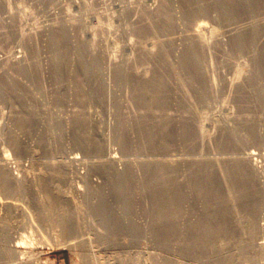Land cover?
I'll return each instance as SVG.
<instances>
[{
  "label": "rangeland",
  "instance_id": "1",
  "mask_svg": "<svg viewBox=\"0 0 264 264\" xmlns=\"http://www.w3.org/2000/svg\"><path fill=\"white\" fill-rule=\"evenodd\" d=\"M220 2L0 0V264H264V4L226 17ZM253 29L256 48L238 40ZM150 81L165 84L155 103L139 93ZM166 120L153 146L145 134ZM161 162L153 179L145 167ZM198 170L210 171L202 192ZM128 172L121 208L113 185ZM209 228L219 234L189 241Z\"/></svg>",
  "mask_w": 264,
  "mask_h": 264
},
{
  "label": "bare ground",
  "instance_id": "2",
  "mask_svg": "<svg viewBox=\"0 0 264 264\" xmlns=\"http://www.w3.org/2000/svg\"><path fill=\"white\" fill-rule=\"evenodd\" d=\"M189 2H190V0H189ZM194 2V1H193ZM236 4H240V5H237V6H241V8L242 9H244V10H246V11H251L252 13L254 12L255 13V11H259L260 9H262L263 8V4H264V0H221V2H220V4L218 5V9H220V11L222 10L223 12H224V14L226 15V17H229L231 14H232V12H234L235 11V9H236V7H234V5H236ZM215 8V7H214ZM232 8H235V9H232ZM240 8V7H239ZM234 10V11H233ZM237 10V9H236ZM244 10H240V11H244ZM262 12H264V9L263 10H261ZM203 12V11H202ZM235 12H237V11H235ZM234 12V13H235ZM247 12V13H248ZM198 13V12H197ZM206 13V12H205ZM240 13H242V12H239V14H237V15H240ZM244 13V12H243ZM242 13V14H243ZM253 13V14H254ZM160 14V13H159ZM202 16L204 15L203 13H200ZM253 14H251V15H253ZM264 14V13H263ZM161 15V14H160ZM159 15V16H160ZM193 15V14H192ZM224 15V16H225ZM233 15V17H235L234 16V14H232ZM223 16V17H224ZM161 17V16H160ZM194 17V16H193ZM226 17L224 18L225 20H224V22L227 20L226 19ZM240 17V16H239ZM258 17L259 16H256V18H257V21H259L258 20ZM192 18V17H191ZM204 18V17H203ZM235 19H238V17L237 18H235ZM248 19H250L249 17H248ZM252 19L253 18H251V21H252ZM255 19V18H254ZM253 19V20H254ZM206 20V19H205ZM209 20V19H208ZM234 20V19H233ZM239 20V19H238ZM246 20V19H245ZM256 20V19H255ZM254 20V21H255ZM262 20V19H261ZM228 21H230V20H228ZM232 21V20H231ZM247 21V20H246ZM249 21V20H248ZM250 21V22H251ZM254 21L252 22V23H254ZM235 22H237V20L235 21ZM240 22H241V20H240ZM243 22L245 23V21L244 20H242V24L241 25H243ZM250 22H248V24H250L251 25V23ZM205 23H207V22H205ZM209 23V22H208ZM225 23H227V21L225 22ZM230 23V22H229ZM228 23V24H229ZM255 23H256V21H255ZM259 22H257V24H258ZM248 24L246 23V25L248 26ZM256 24V25H257ZM245 25V24H244ZM254 24H252L251 26H253ZM256 25H255V28L254 29H257L258 31H259V28H261L260 27V24H259V26L256 28ZM199 26V25H198ZM246 26V27H247ZM251 26H248V27H251ZM241 27V26H240ZM238 29H239V27H238ZM241 29V28H240ZM242 29H244L243 27H242ZM253 29V31H251L250 30V32L251 33H248L247 32V34H249V35H247L246 34V36H245V38H243L244 37V35H243V32H241V35H243V37L241 36L240 38H238V40L239 41H241L242 43H243V45H246V46H253L254 45V43H256V41H255V36L259 33H256V31L257 30H254ZM247 30H249V28L248 29H246V31ZM236 32H237V29L235 30ZM234 31V33H236ZM241 31H243V30H241ZM200 32V31H199ZM260 32H261V29H260ZM201 33V32H200ZM204 33V32H203ZM262 33H263V31H262ZM197 34H198V31H197ZM202 35V34H201ZM238 35V34H237ZM236 35V36H237ZM259 35V34H258ZM263 35V34H262ZM204 36V35H203ZM202 36H200V34H198V38H199V41H200V39H202L201 38ZM238 37V36H237ZM261 37V36H260ZM58 38V37H57ZM205 38V37H204ZM59 39H60V37H59ZM262 39V38H261ZM264 39V38H263ZM54 40H55V38H54ZM58 40V39H57ZM204 40V39H203ZM62 41H64V39L62 40ZM61 41V42H62ZM259 41V40H258ZM60 42V41H59ZM238 42V41H237ZM259 42H261V41H259ZM259 45H260V43H258ZM263 44V43H262ZM256 46V44L254 45V47ZM258 46V45H257ZM264 46V45H263ZM262 47V46H261ZM260 47V48H261ZM248 48V47H247ZM253 48V47H252ZM256 48V47H255ZM65 49V48H64ZM203 51H204V49H203ZM259 51V50H258ZM190 53H189V55L187 56V63H189L190 64V66H193L194 68L193 69H198V67L200 68V61L202 62V60H201V58H200V54H199V52L195 49V47L194 48H191V50L189 51ZM255 53V52H254ZM63 54V53H62ZM203 54V53H202ZM205 56H206V53L204 54ZM58 56V55H57ZM61 56V55H60ZM208 56V55H207ZM261 56H264V54L263 55H261ZM55 57H56V55H55ZM63 57V56H62ZM65 58H66V56H65ZM262 58V57H261ZM63 59H64V57H63ZM205 61V60H204ZM61 62V61H60ZM259 62H260V60H259ZM64 63H65V61H64ZM262 64V63H261ZM264 64V63H263ZM57 66V65H56ZM59 66V65H58ZM90 66V65H89ZM58 68V67H57ZM263 68V67H262ZM62 69V68H61ZM235 69V68H234ZM59 70H60V68H59ZM203 70V69H202ZM197 71V70H196ZM55 72H57V71H55ZM59 72V71H58ZM124 72H125V70H124ZM214 72V71H213ZM29 73H31V72H29ZM195 73V75H196V72H194ZM123 74V73H122ZM202 74V73H201ZM208 74V73H207ZM120 75V74H119ZM194 75V76H195ZM213 75V74H212ZM209 76V75H208ZM128 77V76H127ZM141 78V77H140ZM161 79V78H160ZM241 79V78H240ZM247 79V78H246ZM253 79V78H252ZM137 80V79H136ZM135 80V81H136ZM157 80V79H156ZM159 80V79H158ZM157 80V81H158ZM242 80V79H241ZM87 81H88V79H87ZM139 81V80H138ZM162 81V80H161ZM248 81V80H247ZM251 81V80H250ZM144 82V81H143ZM151 82V81H150ZM252 82V81H251ZM148 83H149V81H148ZM152 83V82H151ZM134 84V83H133ZM240 84V83H239ZM246 84V83H245ZM140 86H138V87H140L139 88V93H141V95L143 96V99H145V100H148L147 102L148 103H152V102H156V101H158V99H160L161 97H160V92H161V90L163 91V89H162V87L165 85H163L162 86V83L160 84V83H157V82H153L151 85L150 84H146V82L145 83H143V84H139ZM247 85H249V84H247ZM240 86V85H239ZM241 87H243V86H241ZM240 87V88H241ZM248 87V86H247ZM165 88V87H164ZM167 89V88H166ZM100 90H101V88H100ZM242 90V89H241ZM245 90V89H244ZM102 91V90H101ZM166 91V90H165ZM136 92V91H135ZM134 92V93H135ZM240 92V91H239ZM82 93V92H81ZM136 96V95H135ZM138 98H139V96H138ZM164 98V97H163ZM162 100V102L164 103V99H161ZM141 102H142V100H141ZM143 103V105H144V102H142ZM159 103H161V102H159ZM167 103V102H166ZM146 104V103H145ZM154 105V104H153ZM163 105V104H162ZM150 106H151V104H150ZM149 106V107H150ZM146 107V106H145ZM151 108V107H150ZM160 108H161V105H160ZM167 115V114H166ZM162 116V115H161ZM161 116H160V118H161ZM162 119H163V117H162ZM144 120V119H143ZM153 120V119H152ZM164 120V119H163ZM169 120V119H168ZM141 121H142V119H141ZM162 121V120H161ZM143 122V121H142ZM155 122H156V120H155ZM158 122H159V120H158ZM163 122V121H162ZM153 123H154V121H153ZM151 124V123H150ZM182 125V124H181ZM173 126V125H172ZM196 126V125H195ZM143 129V128H142ZM167 130H168V125H167V120L161 125V122H160V126H158L157 127V130H155L156 132H154V133H152V132H149L148 131V133L146 132V134L145 135H147L146 136V138H148L149 139V141L153 144V146L154 145H156V144H159V143H161V140H164V138H166V136H167ZM181 131V130H180ZM182 131H183V129H182ZM181 131V132H182ZM189 132V131H188ZM141 134V133H140ZM142 135V134H141ZM171 135V134H170ZM169 135V136H170ZM142 137V136H141ZM189 138V137H188ZM144 141H145V139H144ZM122 142V141H121ZM140 142V141H139ZM144 143V142H143ZM124 144V143H123ZM151 144V145H152ZM141 145H143V144H141ZM125 146V145H124ZM150 146V145H149ZM154 148V147H153ZM91 149H94V151H98L99 150V148H97V146H95V148L94 147H91ZM252 153H253V151H252ZM255 154V153H254ZM262 155V154H261ZM249 157H250V159L252 158L251 157V154H249L248 155ZM263 156H264V153H263ZM74 157H76V156H74ZM78 157H76V158H73V160H75V159H77ZM109 158V157H108ZM111 158V157H110ZM109 158V159H110ZM113 159H114V156L112 157ZM111 158V159H112ZM70 159H72V158H70ZM108 159V160H109ZM249 159V160H250ZM156 161V160H155ZM160 162V161H159ZM158 162V163H159ZM198 162V161H197ZM151 163V162H150ZM155 163V162H154ZM236 163V162H235ZM196 164H198V163H196ZM195 164V165H196ZM166 165L167 164H165V165H163L162 164V162H161V164H155V165H153V166H151V167H149V166H147V167H145V169H146V171H147V173L149 174V175H151V177H153V179H156V178H160V176H162V178L166 175V173L168 172H166V170H168V168L166 167ZM208 165V164H207ZM202 166V165H201ZM206 166V165H205ZM242 166V165H241ZM189 167V166H188ZM236 167V169H234V170H236V172L242 177L243 175L245 176V175H247V173H246V171H244V169L241 167V168H238V166H235ZM194 168V167H193ZM205 168V167H204ZM233 170V171H234ZM193 171V170H192ZM209 171V170H208ZM208 171L206 172V171H204L203 170V172L201 171L200 172V170H198V172H195L193 175V184L192 185H194L195 186V189L196 190H198L199 192H202V191H204V190H206V188L208 187V185H207V181H205L206 179H209L208 178ZM174 172V171H173ZM210 172V171H209ZM119 173V172H118ZM133 173V172H132ZM172 173V172H171ZM178 173V172H177ZM190 173V172H189ZM230 173V172H229ZM129 172L128 173H126V175L125 176H122V175H117L116 176V181H115V185H113L114 186V188L116 189V192L118 193V194H120L121 195V197H120V200H119V207H121V208H123V207H125L126 206V203H127V200H126V198H124L123 196H122V193H123V191L126 189V187L128 186V181H127V179H126V177H128L129 176ZM5 175V174H4ZM4 175L1 173L0 174V179H4ZM238 175V176H239ZM6 177V176H5ZM236 177H237V175H236ZM169 178V177H168ZM240 178V177H239ZM178 179V178H177ZM210 179H213V178H210ZM152 180V179H151ZM167 180V179H166ZM3 182L2 183H4L5 182V180H2ZM131 181V180H130ZM169 183V182H168ZM191 183V182H190ZM244 183V182H243ZM180 184V183H179ZM179 184H176V183H172V185H170V187H169V189H168V191H166L167 192V194H166V197H165V207L167 208V209H171V207H173L174 205H176L177 204V202L179 201V199H178V195L181 193V186L179 185ZM210 184V183H209ZM163 185H165V183L163 184ZM167 185V184H166ZM165 185V186H166ZM189 185V184H188ZM219 185V184H218ZM243 185V184H242ZM2 186H3V184H2ZM129 186H131V185H129ZM157 186H158V184H157ZM234 186V185H233ZM158 187H160V186H158ZM209 187H210V185H209ZM216 187V186H215ZM237 187V186H236ZM247 187V186H246ZM250 187V186H249ZM128 188V187H127ZM184 188V187H183ZM182 188V189H183ZM185 188H187V187H185ZM190 188H191V186H190ZM239 188V187H238ZM244 188H245V186H244ZM166 189V188H165ZM188 189V188H187ZM193 190H195L194 188H192ZM215 189V188H214ZM250 189V188H249ZM253 189V188H252ZM9 190H10V188H9ZM150 190V189H149ZM153 190H154V188H152L151 189V192H153ZM184 190V189H183ZM244 190V189H243ZM125 192V191H124ZM165 192V191H164ZM164 192H163V194H164ZM215 192H217L216 190H215ZM241 192H242V190H241ZM246 192V191H245ZM195 193V192H194ZM196 193H197V191H196ZM209 193V192H208ZM162 194V195H163ZM185 194V193H184ZM198 195V194H197ZM207 195V194H206ZM248 195V194H247ZM251 195V194H250ZM163 196H165V195H163ZM181 197H182V195H181ZM184 197V196H183ZM186 197V196H185ZM180 198V197H179ZM229 198V197H228ZM250 198V197H249ZM252 198V197H251ZM255 198V197H254ZM254 198L252 199L253 201H254ZM177 199H178V201H177ZM221 199V198H220ZM231 199V198H230ZM247 199H248V197H246L245 198V202H247ZM218 200H219V198H218ZM217 200V201H218ZM250 200V199H249ZM158 201L159 200H157V199H153L152 200V202H154V204H155V202L156 203H158ZM184 201V200H183ZM215 201H216V199H215ZM231 202V201H230ZM181 203V202H180ZM238 203V202H237ZM251 203H252V201H251ZM214 204V203H213ZM163 205V204H162ZM161 204H160V206H162ZM179 205V204H178ZM177 205V206H178ZM224 205L226 206V204H224L221 200H219L218 202H217V205L216 206H218V207H222L223 206V208H224ZM234 205V204H233ZM246 205H248V204H246ZM94 206V205H93ZM209 206V205H208ZM163 207V206H162ZM164 207V208H165ZM179 207V206H178ZM177 207V208H178ZM217 207V208H218ZM234 207V206H233ZM94 208V207H93ZM161 208V207H160ZM211 208V207H210ZM163 209V208H162ZM221 209V208H220ZM230 209H232V208H230ZM241 209V208H240ZM178 210H180V209H178ZM238 210V209H237ZM95 211H96V213H97V215L99 216V219L101 220L102 219V222H101V224H103V223H105V225H107L112 231H113V229H115L114 227L116 226L115 225V223L117 224V220H116V218L111 214V210H110V208H108L107 206H106V204H105V202H102L100 205L98 204L96 207H95ZM163 211H164V209H163ZM167 211V210H166ZM165 211V212H166ZM174 211V210H173ZM173 211L171 210L170 212H172L173 213ZM177 211V210H176ZM232 211H233V209H232ZM236 211V210H235ZM170 212H169V214H170ZM217 212V211H216ZM234 212V211H233ZM210 213V212H209ZM166 214V216L167 215H169V214H167V212L165 213ZM215 214V215H214ZM213 215H214V218H213V220L212 221H214L213 223H215V224H217L219 227H221V225H223V226H225V223H226V214H218V213H214ZM207 215V214H206ZM211 215V214H210ZM169 216H171V215H169ZM210 217V216H209ZM208 217V218H209ZM212 217V216H211ZM169 219V218H168ZM228 219V218H227ZM203 220V219H202ZM99 221V220H98ZM206 221H207V218H206ZM211 221V220H210ZM164 222V221H163ZM170 222V221H169ZM169 222H168V224H169ZM100 223V222H99ZM208 223H211V222H209L208 221ZM230 223H231V221H230ZM227 224V223H226ZM104 225V226H105ZM209 225V224H208ZM217 226V227H218ZM106 227V226H105ZM113 227V228H112ZM197 227H199V225L197 226ZM203 227V226H202ZM213 227V226H212ZM107 228V227H106ZM214 228V227H213ZM228 228V226L226 227V229ZM197 229H199V228H197ZM215 229H217V228H215ZM194 230V229H193ZM132 230H130V229H127L126 230V232L127 233H130ZM99 232V231H98ZM108 232V231H107ZM119 232V231H118ZM167 232V231H166ZM165 232V233H166ZM196 232V231H195ZM109 233V232H108ZM111 233V232H110ZM218 233V230H214V231H212V229L211 228H209V229H207V230H204V229H202L199 233H198V235H196L197 237H193V236H189L190 237V242H193V243H195V242H198V241H203V240H207V239H213L212 238V235H215L216 236V234ZM219 234V233H218ZM107 235V234H106ZM191 235V234H190ZM192 235H193V233H192ZM225 235V234H224ZM188 236V235H187ZM99 238V237H98ZM103 238V237H102ZM115 238V237H114ZM118 239V238H117ZM117 239H115V240H117ZM103 240V239H102ZM107 240V239H106ZM109 241H111V240H109ZM190 246V245H189ZM188 246V247H189ZM259 246L261 247V248H263L264 247V237H262V239H261V242H259ZM192 247V246H191ZM194 248V247H193ZM7 254H9L8 252H7ZM255 256L256 255H249L248 256V259H250L251 261H255L256 260V258H255ZM86 263V262H85Z\"/></svg>",
  "mask_w": 264,
  "mask_h": 264
}]
</instances>
